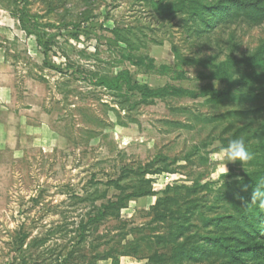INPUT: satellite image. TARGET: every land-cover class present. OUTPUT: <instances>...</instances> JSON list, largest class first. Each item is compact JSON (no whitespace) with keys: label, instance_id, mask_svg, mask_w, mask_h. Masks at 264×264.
Masks as SVG:
<instances>
[{"label":"rangeland","instance_id":"rangeland-1","mask_svg":"<svg viewBox=\"0 0 264 264\" xmlns=\"http://www.w3.org/2000/svg\"><path fill=\"white\" fill-rule=\"evenodd\" d=\"M235 1L256 5L263 0ZM255 13L228 8L214 26L212 17L206 26L201 16L187 21L182 15L158 16L145 0H0V264H145V256L157 248L147 246V237L176 233L175 218L189 215L183 207L170 223L155 219L153 208L160 199L179 205L196 199L191 223L197 227L184 237L193 243L197 234L217 230L236 250L241 238L235 224L224 221L215 227L200 221L247 202L237 196L245 191V175L264 172V140L250 137L264 124V20H251ZM209 15L203 12L204 18ZM118 26L143 28L155 40L130 53L135 61L143 57V63L120 59L119 49L125 46L112 33ZM68 62L72 66L67 69ZM221 63L228 78L213 80L214 66ZM58 68L71 75L61 91L56 86L65 77ZM124 68L140 84H171L195 97L157 98L131 113L122 111L118 119L108 107L116 108L112 96L84 78L86 70L113 74ZM204 86L206 95L200 96ZM212 88L233 97L214 103ZM229 112L238 115L227 116ZM86 128H95L96 134L84 133ZM241 136L254 159L244 165L226 162L222 188L217 176L224 166L216 157L229 140ZM123 167L163 169L146 175L157 194L129 201L118 219H102L90 229L85 215L89 201L75 196L105 189L103 183ZM180 187L190 191L176 189ZM164 204L158 209L177 207ZM135 242L140 255H122ZM207 249L205 243L202 252ZM109 250L115 258L106 256ZM224 254L196 253L167 264H250L246 256Z\"/></svg>","mask_w":264,"mask_h":264},{"label":"trees","instance_id":"trees-1","mask_svg":"<svg viewBox=\"0 0 264 264\" xmlns=\"http://www.w3.org/2000/svg\"><path fill=\"white\" fill-rule=\"evenodd\" d=\"M148 4L151 5L152 10L156 15L162 17H172L174 15H182L183 21H187L186 17H190L191 19H196L201 16L203 23L208 26V20L212 17V25L214 26L217 23L218 16H225L227 10H233L234 8L240 7L241 9L246 11L247 13H251L256 11L257 13L253 14L251 20L253 21H263L264 20V0L258 4H240V2L235 0H230V4L226 5L225 0H215V2L205 0H145ZM210 11L211 15L204 18L203 12ZM112 33L114 34L117 41L124 44L125 48L119 49L120 54L119 57L123 61H128L132 65H138L143 63V57H140L139 60H134L133 56L130 54L133 51H139L140 49H144L147 47V43L149 41H155L143 28L135 29L132 27H115L112 29ZM127 52V53H123ZM172 52L174 53L177 59H181L178 50L175 46H172ZM72 64L68 62L66 64L67 69L71 67ZM75 66V65H74ZM223 63L218 66H214L215 70L211 74V78L217 81H223L228 78V70ZM54 67V66H53ZM76 67V66H75ZM78 66L76 70H78ZM57 70V67H54ZM58 72L60 75L65 77V80L60 82L56 86L58 91L63 89L71 75L68 70L58 68ZM85 71V70H84ZM72 73V72H70ZM85 78L88 80L89 85H91L94 89H103L107 93L112 96V100L116 105L115 107L109 106L113 112L116 113L118 119L120 118V113L123 112H133L139 104H150L157 98L163 99L167 97H195V94L187 89L173 86L171 84H165L161 88H154L148 84H140L135 81L132 77L131 72L127 69H120L116 73H110L109 70H86ZM261 77L263 75L261 74ZM67 81V82H66ZM68 85V84H67ZM207 88L204 86L202 91L200 92V96L206 95L203 90ZM211 94V101L214 103H219L224 96L233 97V94L229 91H219L215 88H212L209 92ZM137 95L136 99H132ZM262 95L260 93L254 94V98H261ZM256 99V100H259ZM107 106V105H106ZM238 115L236 112H229L227 116ZM224 117V116H221ZM216 118L212 119L215 120ZM101 125H105L103 122L99 121ZM95 128H86L84 133H87L90 136H94ZM246 131V129H244ZM253 139H258L261 143L264 140V124H261L257 129V132L253 131L250 135ZM260 148L262 149L263 157H264V145L260 144ZM164 170H154L153 172H149L148 170L142 169L140 167L135 169H129L123 167L119 172L116 178H110L103 184L105 185V189L99 190L97 187L90 189L86 192L85 196H75L80 202L81 201H89L85 215H87L88 222H90V229H96L98 223L102 219L106 218H114L118 219L120 217V211L127 207L128 202L134 200L136 198L156 195L152 188V179L147 178V174H159ZM264 178V172L262 173L260 170L258 171H250L245 175L244 187L247 186V190L243 193L237 195L242 200H246L247 202H243L240 206L236 205L231 207V211L220 214L217 217L212 218H202L201 224H210L212 223L215 227L222 226V222L229 221L230 224L236 225L235 233L239 235L241 238L238 244V248L236 250H231L230 245L226 244V239L223 237V234H219L217 230L208 231L204 234V236H200L197 234V238L194 240L196 242L191 243L193 238H189L188 236L184 237L186 231L189 232L190 229L197 227L191 223V219L194 216V212L196 211V199H189L183 201L182 204H178V202L170 199L166 200H158L154 209V217L159 221L165 220L172 221L174 219L175 214L181 213V209L186 207L188 216H183L182 220L175 218L178 220V224H175L178 227L176 233L171 232L168 236H151L147 237L148 243L147 246L151 248V245H155L157 248L150 250V253L145 256L146 262L145 264H167L172 258L173 261H184L187 259H192L195 257L196 253H200L201 255H208L209 253L215 254L218 251L224 252V257L232 256L233 259L240 258L242 256H246L250 264H264V209L259 208L257 205H253L251 203V192L253 188L257 185L259 180ZM98 182H95L96 185ZM171 187H168L163 194L166 193ZM176 189H186L187 192L190 191V188L180 187ZM109 190L113 192L109 195ZM188 195V194H187ZM100 199L101 202L97 203ZM165 202H170V204L177 205L175 211H169L167 208L164 210L158 209V207L165 206ZM164 211L169 213L170 216L166 218L159 216V212ZM189 211V212H188ZM215 222V223H213ZM170 229H173L172 225L168 224ZM80 238L81 240L86 238V229L80 226ZM218 229V228H217ZM23 244V240L21 238L20 241ZM201 243V244H199ZM207 244V251L202 252V247L204 244ZM199 244V245H198ZM190 246V249L187 250V246ZM202 245V246H201ZM139 244L138 243H130L128 246L122 251V255H132L139 256ZM160 249H163L160 251ZM167 249V251H165ZM236 251V252H235ZM237 254V255H236ZM108 258H115V254L112 250H109L106 253ZM211 256V255H210ZM224 259V258H223ZM237 261H231V264H236ZM239 264V263H238Z\"/></svg>","mask_w":264,"mask_h":264},{"label":"clouds","instance_id":"clouds-1","mask_svg":"<svg viewBox=\"0 0 264 264\" xmlns=\"http://www.w3.org/2000/svg\"><path fill=\"white\" fill-rule=\"evenodd\" d=\"M254 155L255 154L248 148L243 136L229 140L227 145L222 147L216 157V160L223 163L224 166L221 173L217 176L220 187L224 188V175L228 171L226 162L239 161L244 165L251 162L254 159ZM243 190H247V186H245ZM251 203L264 209V178H261L255 188H253L251 192Z\"/></svg>","mask_w":264,"mask_h":264}]
</instances>
